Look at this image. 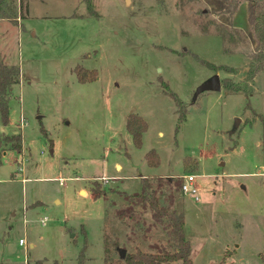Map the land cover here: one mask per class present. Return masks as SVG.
I'll list each match as a JSON object with an SVG mask.
<instances>
[{
    "label": "rangeland",
    "instance_id": "rangeland-1",
    "mask_svg": "<svg viewBox=\"0 0 264 264\" xmlns=\"http://www.w3.org/2000/svg\"><path fill=\"white\" fill-rule=\"evenodd\" d=\"M9 1L0 53L21 76L0 117V264H103L104 234L109 264H126L115 241L128 253L169 249L150 207L127 197L142 181L183 215L192 264H262L264 71L246 80L247 4L229 14L223 0ZM75 68L96 79L79 83ZM215 75L238 91L196 94ZM131 114L147 124L139 149ZM185 175L198 201L176 188Z\"/></svg>",
    "mask_w": 264,
    "mask_h": 264
},
{
    "label": "trees",
    "instance_id": "trees-1",
    "mask_svg": "<svg viewBox=\"0 0 264 264\" xmlns=\"http://www.w3.org/2000/svg\"><path fill=\"white\" fill-rule=\"evenodd\" d=\"M32 0H19L20 4L25 2L26 10L27 3ZM225 4L229 7V14H234L237 10L238 6L242 3L247 4V15L249 21V32L254 42V50L250 54L248 63V70L246 73V80H253L259 72L264 71V0H223ZM10 2L9 0H0V20H11L6 12L2 11V4ZM217 33L220 37H222L224 42L232 43L234 42V37L227 33L225 27L216 26ZM206 65L214 69V65L206 63ZM225 67V66H224ZM228 68V67H225ZM75 73L77 77V81L79 83H86L89 81H93L96 79L97 73L92 71L90 73V78L84 79L85 71L80 68H75ZM87 73V72H86ZM20 68L15 65L6 64L2 56H0V117L3 123L8 121V101L11 96L12 87L18 85L20 83ZM165 88L168 90V86L163 83ZM223 88L228 92H237L238 89L230 84L229 79H224L222 81ZM170 96H173L174 102L178 108V119L180 121H184L185 110L180 102L179 98L175 93L168 90ZM126 129L130 134L131 138H133V142L136 148H140L142 145V133L147 129V124L143 121L139 116L129 115L127 118ZM262 127L264 131V121H262ZM10 140L15 141V144L10 148L12 151L20 152L22 148L21 135H13L10 137ZM147 164L150 167H156L158 164V155L155 154L154 151H149L146 154ZM142 189L145 190L144 193L128 195V199L135 204H147L150 207V210L153 212V218L156 222H160L166 230V238L168 239V248H164L163 251H159L156 253L146 252L144 250L136 249L134 252H126L125 259L122 261L126 264H171L179 262L180 264H192L190 252L191 245L188 239L185 236V222L184 217L180 213H176V211H168L165 207L160 205L156 199V195L154 192L148 193L146 192V183L142 181ZM177 189H181V181L175 184ZM174 201V200H173ZM129 212L128 216L133 213L134 209L132 206H129L127 209H123L119 214H117V218L120 220L124 219L125 212ZM105 235V234H104ZM103 237V251H104V263L109 264L110 261L106 258L108 254V246L107 241ZM118 253L119 245L118 242H114L113 251ZM124 250V247H123ZM170 250V251H169ZM227 255V253H226ZM261 262L264 264V254L261 256ZM114 263V261H113ZM112 263V264H113Z\"/></svg>",
    "mask_w": 264,
    "mask_h": 264
},
{
    "label": "water",
    "instance_id": "water-1",
    "mask_svg": "<svg viewBox=\"0 0 264 264\" xmlns=\"http://www.w3.org/2000/svg\"><path fill=\"white\" fill-rule=\"evenodd\" d=\"M222 87L223 86L221 84L219 76L215 75L212 78L206 80L205 83H203L197 89L196 94L205 93V91H213V92H219L220 93L222 91ZM239 124H240V119H236L232 132H234L237 129ZM125 253H126V250L119 249V251H118L119 258L125 259Z\"/></svg>",
    "mask_w": 264,
    "mask_h": 264
},
{
    "label": "built area",
    "instance_id": "built-area-1",
    "mask_svg": "<svg viewBox=\"0 0 264 264\" xmlns=\"http://www.w3.org/2000/svg\"><path fill=\"white\" fill-rule=\"evenodd\" d=\"M195 175H185L181 180V191L183 194H187L190 197L192 196L195 201H198V189L194 185ZM20 245L24 244L23 241H19Z\"/></svg>",
    "mask_w": 264,
    "mask_h": 264
},
{
    "label": "crops",
    "instance_id": "crops-1",
    "mask_svg": "<svg viewBox=\"0 0 264 264\" xmlns=\"http://www.w3.org/2000/svg\"><path fill=\"white\" fill-rule=\"evenodd\" d=\"M31 3V1L29 2V3H27V5H29ZM28 14H29V10H28ZM27 16H29V15H27ZM0 56H2L1 55V53H0ZM104 247V246H103ZM103 254H104V251H103ZM102 258H103V260H104V255L102 256ZM103 263H104V261H103Z\"/></svg>",
    "mask_w": 264,
    "mask_h": 264
}]
</instances>
